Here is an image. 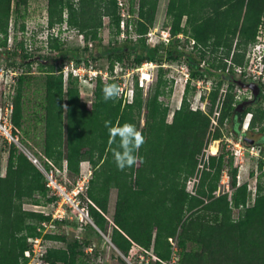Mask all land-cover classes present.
<instances>
[{"label": "trees", "instance_id": "16d2710c", "mask_svg": "<svg viewBox=\"0 0 264 264\" xmlns=\"http://www.w3.org/2000/svg\"><path fill=\"white\" fill-rule=\"evenodd\" d=\"M77 2L81 3L79 11L73 9ZM99 3L100 0H48V28L58 25L60 33V26L66 23L82 35L85 42H96L91 49L86 46L69 54L62 42L50 35L47 43H51L49 51L54 52V56L28 53L23 47L19 53L6 52L7 66L12 69L36 57L47 74L41 106L42 155L59 170L65 162L66 168L75 174L79 173L81 163H88L91 174L86 191L79 199L85 197L88 217L120 252L114 255L117 264H127L121 255L128 258L133 247L142 253L155 251V264H169L172 254L169 239L177 249L175 264H264L262 161L257 166L259 175L251 203L248 185L237 184L238 170L230 153L224 147L217 155L207 152L212 142L222 139L220 128L224 123L231 124L235 120L240 126L246 114H252L253 104L238 112L241 101L228 95L220 105L217 123L211 118L220 86L225 84L231 89L235 85V71L227 70L225 61L230 58L235 66L242 65L247 46L255 42L259 27L264 24V0H168L164 28L175 38L173 48L170 41L166 46H151L144 39L153 25L158 0H139L135 39L102 45L98 37ZM27 4L28 0H0V50L8 47L10 20L13 15L23 20L22 11ZM105 4V14L119 33L120 17L115 0H106ZM54 7L60 10L57 18ZM63 10L69 13L66 20L61 17ZM20 30L24 31V24ZM180 34L188 45L194 41L190 51L180 52L183 45L176 38ZM206 51L216 54L212 62L204 63ZM65 57L76 65L84 63L86 66L105 59L111 75L116 64L127 62L130 67H139L144 63L161 65L183 59L190 80L212 78L218 82L208 95L211 110L205 113L191 109L185 91L180 106L168 122L169 107L160 100L164 94L160 76L151 94L145 97L135 83L130 101L118 96L107 102L103 99L104 86L118 83L97 78L92 102L88 105L80 99L77 79L68 78L64 83L61 74H54L55 62ZM26 80L28 78L23 76L17 80L9 118L10 136L24 147L28 145L19 137L24 123L20 85ZM257 86L260 91L256 101L262 94V86ZM108 120L113 124H134L144 137L145 142L136 153L137 163L131 168L121 171L114 163L112 149L117 145L109 144L104 126ZM248 133L251 138L247 137ZM261 133L260 130L257 135ZM253 134L249 129L244 138L264 146L261 136L253 138ZM5 143L6 168L4 175L0 172V264H23V253L29 248L27 239L41 236L38 230L41 223L50 220L40 213L24 210L23 205H45L56 199L46 196L44 177L29 158L15 143ZM242 143L249 145L245 139ZM224 171L229 178V192L217 197ZM111 190L116 191V200L110 234H107L105 216ZM233 210H238L236 218ZM64 224L72 229L77 227L73 221H64ZM90 236L100 238L90 224L85 225L80 239L70 238L64 232L45 234L44 240L65 245L48 247L45 261L78 264L81 259L98 255L97 249L92 248ZM87 249L92 251L88 253Z\"/></svg>", "mask_w": 264, "mask_h": 264}, {"label": "rangeland", "instance_id": "374dc122", "mask_svg": "<svg viewBox=\"0 0 264 264\" xmlns=\"http://www.w3.org/2000/svg\"><path fill=\"white\" fill-rule=\"evenodd\" d=\"M105 2L106 0H100L99 14L97 12L99 20L101 22V28L98 31V37H100V39L102 40V45H108L113 43L114 41H124L127 40V38L135 39L139 0H134L133 4L130 3V17L129 19H127V25H131V28L125 30L124 38H120L121 30L118 33L116 26L112 23L110 17L106 16ZM167 3L168 0H158L154 22L152 27L149 28L148 31L152 30L153 32H156L157 35L160 32L165 31L164 24L166 23L165 12ZM80 6L81 3H74L73 9H77L79 11ZM48 8V0H28L27 6L24 8V11H22L25 15L24 19L21 20L19 16L13 15L12 22L8 30V47L6 48V50H0V126H6L8 129L10 128V105L12 102V98L16 94L17 80L20 76L28 78V80L22 82V84L20 85L24 123L23 131L19 136L20 138L24 139L28 147H24L23 145H21L18 139H15L17 140L15 144L20 151L26 154V156L28 155L29 157H34L41 162H44L45 160L44 156L42 155L44 121L42 118L43 111L41 110V106L45 93V79L47 77V74L45 72V69L39 66V62L36 57L31 58L30 60H26V62L22 65L21 63H18L16 67L12 69L11 67L7 66L6 52L9 51L12 53V51H17L19 53L21 51V47L25 49V44L28 39V29H31L33 30V34L31 37L32 51L27 52L35 53V55H40L43 57L54 56V52L49 51L51 43L44 42L43 28L44 26L46 27V23L48 25ZM59 11V7H54L55 18L58 17ZM19 14L23 13L20 12ZM68 14L69 13L67 10H63L61 13V17L66 20L69 18ZM21 24H24V31L20 30ZM53 27L55 32H57L58 25H54ZM52 36L53 38L57 37V40H59L60 43L62 42V44L64 45V49L68 51L69 54L74 49L84 50L86 46L88 47V49H91V47L96 43L93 41H88V43L85 42L84 37L80 35L75 29L67 26L66 23H63L60 26V33H57L56 35L53 34ZM169 41L170 47L173 48L175 45V38L172 37ZM146 42L152 45L150 39H146ZM180 42L181 45H183V47L180 49V52L191 50L190 45H188L186 41L182 39ZM250 46L251 45H248L246 48L244 61L241 66H235L234 64H232L230 58L225 61L226 69L234 70L236 79H238L240 83L242 82L244 86L234 85L231 89H229V87H227L225 84L220 86L217 103L213 108V113L211 114V118L214 123H217L220 105L228 95H232L233 99L241 102L243 100L248 101L253 98V91L247 88L246 85H249L253 82L252 80L254 78L252 77L254 75V71L258 72L261 69L262 65L260 67V65L257 63L254 68L253 65L256 64L255 61H253L252 66L250 65L249 60L252 54ZM215 56L216 54H212L209 51H206L204 63H207L208 61L212 62ZM218 56L219 55H217V57ZM69 62L70 60L67 57L55 62L54 74H61L64 83L67 82L68 78L70 79V81H74L72 74L69 72V69L66 68L67 65H69ZM42 63L44 64L45 62ZM73 64L76 65L75 62H73ZM158 64L160 63H144L143 65H146L145 67L143 65L139 67H130L127 62L120 65L116 64L111 75L107 70V61L105 59H101L96 62H90L87 66L83 63L86 68H89L91 66L92 70L98 73L97 78H100L102 81H106L108 79L116 80L121 90L119 96L126 101L131 100V93L133 92L135 83H137L138 87L141 89L143 97H145L151 94L155 85V81L157 77L160 76L164 83V94L160 98V100L169 107L170 112L167 117L168 122L171 121L173 111L180 106L185 91L187 102L191 109H200L205 113H209V111L211 110V106L208 95L217 86L218 82L216 80H213L212 78L201 81L190 80L188 75L186 77L187 69L183 62V59H180L176 62H163L161 63V65H164L163 67H156ZM12 71H16V75H12ZM143 72L147 74V79L145 81L142 80ZM95 81L91 83L79 82L78 80L75 81L80 94V99L88 105H90L92 102L93 92L96 85ZM220 129L222 132V139L212 142L209 145L207 152L210 155H217L222 147H224V149L230 153L231 145L228 144L226 140H231L232 143H234L238 139V137L241 136V133L247 130L249 131V129H251L254 133L253 138H258L261 136L262 141H264L263 93L261 94L257 102L253 104L252 114H246L240 126L236 124L235 129H233L231 127V124L224 123V125ZM260 130L262 131V133L258 136L257 133H259ZM248 134L249 135H247V137L251 138V133ZM232 136H235V139H233ZM6 141L7 143H14L12 139H9L0 128V172L2 175H4L6 168L8 150L7 144L5 143ZM213 143H216V146H213ZM213 149H217V152L215 154L213 153ZM261 151H263L264 153V146H259L258 156H251L248 150H245L243 151V154L241 156L242 159L238 158L237 162L234 164L236 165V168L238 170L236 178L237 184L241 185L246 183L248 185V190L251 192V203L254 200V197L252 196V190L255 188L256 177L259 175V172H257V166L264 155L261 154ZM90 174L91 168L87 162H83L80 164L78 174H75L74 172L68 170L66 168L65 162H63L62 174L58 177V179L59 182L63 185H74L78 179L85 176L90 177ZM228 181L229 178L222 175L221 185L218 190L217 197H221L225 193L229 192ZM115 200L116 191L111 190L109 194L108 213L105 216L108 221L107 234H110V225L114 211ZM80 206L87 212V201L85 197L83 198V200H81ZM237 215L238 210H233V217L236 218ZM87 223L89 224L88 221ZM76 226L77 227L75 229H72L71 226L68 227L66 224H64V228L62 229H59L58 226H55L54 229H50V232L53 234L64 232L70 238L80 239L83 235L85 226H83L82 228L77 224ZM97 233L100 235V238L98 239L97 237L90 236V240L92 242V248L97 249L98 255L89 256L85 260L81 259L80 262L77 263L117 264L116 260L114 259V255H120V252L118 253L114 249V247L107 241L108 238L103 233L102 235L99 232ZM103 236H105L107 239H105ZM45 243L47 247H65L64 244L51 240H45ZM189 249L194 250L195 248L189 246ZM91 251L92 250H87L86 252L89 253ZM154 256L155 255L151 250L147 251L146 253H142L139 248L133 247L129 252L128 258H125L124 261H126L127 264H155Z\"/></svg>", "mask_w": 264, "mask_h": 264}, {"label": "built area", "instance_id": "2783aa9c", "mask_svg": "<svg viewBox=\"0 0 264 264\" xmlns=\"http://www.w3.org/2000/svg\"><path fill=\"white\" fill-rule=\"evenodd\" d=\"M130 3L131 0H115V5L118 10V15L120 17V22H119V28L121 30L120 38H124L125 30L131 28V25H127V19H129L130 17V13H129ZM11 22L12 20H10L9 26L11 25ZM58 30L57 32H55L54 27H52L51 29L48 28V25L46 23V27L44 26L43 28L44 42L45 43L47 42L50 35L53 34L56 35L58 33ZM263 32H264V28L262 25L259 27L255 42L250 46L252 54L249 62L250 65L252 66L253 61H255L256 64L253 65L254 68L255 65H257V63L260 65V67L262 65L261 69L258 72L254 71L253 73L254 75L252 77L254 79L252 80L253 81L252 83L256 85L260 84L262 86L261 89L264 95V33ZM32 34H33V30L28 29V33H27L28 39L25 44V50L28 52L32 51L31 50ZM144 37L146 39H150V42H152L151 46H166L169 43V40L171 39L168 30L162 31L158 35L156 34V32L149 30L144 35ZM176 38L178 40H182L183 35L181 34L177 35ZM193 44L194 41H191L190 45ZM160 66L163 67L164 65H157L156 67H160ZM66 68L69 69V72L72 74L73 78L77 79L79 82L91 83L95 81L98 75L96 71L92 70L91 66L89 68H86V66L83 64L76 66L73 64V61H70L69 65H67ZM11 74L16 75V71L15 72L12 71ZM187 75H188V71L186 77ZM0 128L5 133L6 136L9 134V139H12V141L14 142L15 139H13L9 133L10 128L8 129L6 126H0ZM244 133L245 131L240 134L241 136L238 137V139L234 143H232L231 140H226V142L231 145L230 155L234 158V164L237 162L238 158L242 159L241 156L243 154V151L245 150H248L251 156L253 155L258 156V151H259L258 145L254 143L249 145H244L242 143L243 139L246 140V138H244ZM27 157L44 177L46 196L50 198L54 197L56 200L45 205L42 204L23 205L24 210L40 213L46 217H50V220L49 222L41 223V229L40 228L38 229L41 232V236L33 237V238L30 237L27 239L29 248L26 251H24L22 261L23 264H49L45 261V255L48 247L45 243L43 236L47 233H51L50 232L51 228L54 229L55 226H58L59 229L64 228V221L76 222V224L81 228L86 224H88L87 221L89 222V224L90 222H92L88 217L86 210L80 206L81 201L79 199V196L81 194H84L86 191V186L88 183L89 176H85L83 178L78 179L74 185H63L62 183L59 182L58 179V177L62 174V170H59L50 160L45 159L44 162H41L34 157H29L28 155ZM261 161L263 164L262 170L264 171V155L261 158ZM234 167H236V165H234ZM223 175L224 177H228L225 171ZM252 196L253 197L255 196V188L252 190ZM55 221H59L58 225L54 224ZM169 242L172 245V254L169 264H175L178 260V257L176 255L177 249L175 243L172 242V239H169ZM87 250H91V249H87ZM153 253L155 255L154 256V263H155L156 252L154 251Z\"/></svg>", "mask_w": 264, "mask_h": 264}, {"label": "clouds", "instance_id": "9594fccd", "mask_svg": "<svg viewBox=\"0 0 264 264\" xmlns=\"http://www.w3.org/2000/svg\"><path fill=\"white\" fill-rule=\"evenodd\" d=\"M103 99L105 102L114 100L120 95V87L117 84H106L103 88ZM104 126L109 134V144H116L117 147L112 149L114 163L118 170L131 168L137 163L136 153L144 144L143 135L137 130L136 126L131 123L113 124L108 120Z\"/></svg>", "mask_w": 264, "mask_h": 264}, {"label": "water", "instance_id": "95a60500", "mask_svg": "<svg viewBox=\"0 0 264 264\" xmlns=\"http://www.w3.org/2000/svg\"><path fill=\"white\" fill-rule=\"evenodd\" d=\"M37 60H39V58H37ZM238 85H240V86H244V84L241 82H238ZM247 86V88H249V89H251L252 91H253V96L254 97H256L257 95H258V90H257V86H256V84H254V83H251V84H249V85H246ZM17 142V140H14V143H16ZM246 142L248 143V144H253V141L252 140H247L246 139ZM216 143H213V146H216L215 145ZM24 153V152H23ZM25 154V153H24ZM26 155V154H25ZM90 224L92 225V227L93 228H95V230H97V232H99L101 235H102V233L98 230V228L93 224V222H90ZM105 239H107L105 236H103ZM107 241L110 243V241L107 239ZM111 244V243H110ZM112 245V244H111ZM115 249V248H114ZM116 250V249H115ZM121 257L125 260V258L121 255Z\"/></svg>", "mask_w": 264, "mask_h": 264}, {"label": "flooded vegetation", "instance_id": "af4514ba", "mask_svg": "<svg viewBox=\"0 0 264 264\" xmlns=\"http://www.w3.org/2000/svg\"><path fill=\"white\" fill-rule=\"evenodd\" d=\"M234 81V83H235V85H238V79H236V80H233ZM257 90H258V93H259V88H258V86H257ZM253 94V93H252ZM258 96V95H257ZM256 96V97H257ZM256 97H254L253 96V98L251 99V100H243L241 103H240V105L237 107V111L238 112H241L242 110H243V108H245V107H247V106H249V105H252V104H254L255 102H257L256 101ZM237 124V121H233L232 123H231V127L233 128V129H235V125ZM248 131V130H247ZM247 131H245V132H247ZM244 135H245V133H244Z\"/></svg>", "mask_w": 264, "mask_h": 264}, {"label": "bare ground", "instance_id": "6f19581e", "mask_svg": "<svg viewBox=\"0 0 264 264\" xmlns=\"http://www.w3.org/2000/svg\"><path fill=\"white\" fill-rule=\"evenodd\" d=\"M144 66V65H143ZM146 66V65H145ZM144 66V67H145ZM147 79V74L145 73V72H143V75H142V80H146ZM8 136V138H9V134L7 135Z\"/></svg>", "mask_w": 264, "mask_h": 264}]
</instances>
